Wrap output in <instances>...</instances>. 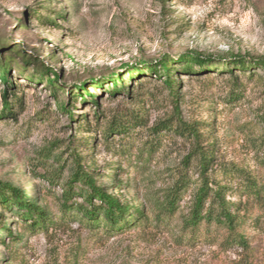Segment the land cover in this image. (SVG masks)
<instances>
[{
  "label": "rangeland",
  "instance_id": "1",
  "mask_svg": "<svg viewBox=\"0 0 264 264\" xmlns=\"http://www.w3.org/2000/svg\"><path fill=\"white\" fill-rule=\"evenodd\" d=\"M179 56L211 66L189 74L174 63V99L144 68ZM236 58L264 59V0H0V184L36 197L58 221L77 158L147 218L113 236L69 220L28 232L0 207V229L11 234L0 233V264H264V221L244 231L248 256L180 233L202 172L183 125L211 158L210 187L235 191L242 173L264 177V73L230 66ZM181 177L189 188L180 210L160 223L155 205Z\"/></svg>",
  "mask_w": 264,
  "mask_h": 264
},
{
  "label": "trees",
  "instance_id": "2",
  "mask_svg": "<svg viewBox=\"0 0 264 264\" xmlns=\"http://www.w3.org/2000/svg\"><path fill=\"white\" fill-rule=\"evenodd\" d=\"M179 62H182V71L189 74L194 73L193 68L190 69L192 66L199 68L211 66L206 60L198 57L179 56L174 62L165 58L159 61L157 66L144 68L151 74H157L164 79L163 84L174 99L176 93L170 72L172 65ZM252 65L260 67L264 73V59L251 62L236 58L230 62V66L239 68L243 72H249ZM4 76V69L2 68L0 74L2 84L5 83ZM47 80L50 85L52 81ZM116 84L119 82L114 81L113 85L116 86ZM116 92L117 89L114 87L112 93L115 94ZM5 98L6 94L2 92L3 109L1 116L10 114L7 111L9 105H7ZM88 98L90 100V97ZM180 134L192 137L194 149L190 155L198 154L202 169L201 184L196 191L192 205L181 218V236L186 239V243L202 241L208 245L217 246L223 251L239 249L248 256L250 242L244 231L247 228H259L264 221V177L259 181L254 176L242 173L235 191L227 186L216 184L210 187L206 172L209 169L211 158L206 157L205 153L197 146V131L191 125H183ZM113 172L112 181L115 183L113 188L117 192L121 182L117 179L115 170ZM188 188L189 180L181 177L167 190L162 200L156 203L154 217L160 223L169 220L179 212V204ZM33 190L35 192V187ZM232 196H236L237 201L228 199ZM75 199L81 201L78 203ZM0 207L5 210L14 209L28 232L36 230L47 232L49 228L54 227L59 222L69 220L77 222L90 232H102L113 236L141 227L147 222L143 205L133 206L122 202L114 193L99 185L91 173L84 171L77 158L73 160L70 177L62 189L59 199V211L62 218L58 221L47 212L45 207L39 205L36 197L28 198L25 193L8 184H0ZM0 233L11 236L10 232L2 225Z\"/></svg>",
  "mask_w": 264,
  "mask_h": 264
}]
</instances>
